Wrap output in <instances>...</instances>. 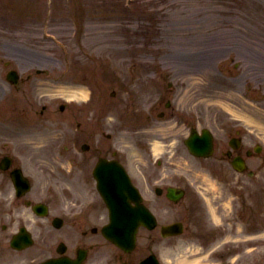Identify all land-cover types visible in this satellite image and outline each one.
I'll return each instance as SVG.
<instances>
[{
  "label": "rangeland",
  "instance_id": "rangeland-1",
  "mask_svg": "<svg viewBox=\"0 0 264 264\" xmlns=\"http://www.w3.org/2000/svg\"><path fill=\"white\" fill-rule=\"evenodd\" d=\"M13 12L21 14V20ZM21 53L54 59L40 66L54 71L48 82L53 92L63 89L61 70L66 58L69 83H91L99 94L120 90L123 84L139 91L141 77L147 79L146 72L153 67L170 70L179 61L192 62L188 65L196 75L191 87L196 109L205 110L211 120L241 117L243 130L264 145V0H53L50 5L46 0H0V55L13 60ZM93 63L109 64L110 78L116 82L101 80ZM207 165L208 159L195 161L197 179L204 178ZM249 168L255 175L252 180L242 176L243 188L236 182L208 179L209 194L222 200L244 199L252 206L258 193L264 192V149ZM175 210L181 213L175 207L160 213ZM156 236L144 234L140 245L149 238L157 240ZM259 241L264 243V234ZM156 247L172 259L178 256L172 241ZM220 254L213 251L208 264H218ZM243 261L264 262V247L243 253Z\"/></svg>",
  "mask_w": 264,
  "mask_h": 264
},
{
  "label": "bare ground",
  "instance_id": "bare-ground-1",
  "mask_svg": "<svg viewBox=\"0 0 264 264\" xmlns=\"http://www.w3.org/2000/svg\"><path fill=\"white\" fill-rule=\"evenodd\" d=\"M195 261H192L191 263H187V264H194Z\"/></svg>",
  "mask_w": 264,
  "mask_h": 264
}]
</instances>
